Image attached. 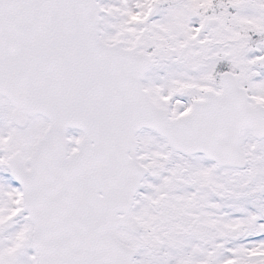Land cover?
<instances>
[{
  "label": "snow or ice",
  "instance_id": "obj_1",
  "mask_svg": "<svg viewBox=\"0 0 264 264\" xmlns=\"http://www.w3.org/2000/svg\"><path fill=\"white\" fill-rule=\"evenodd\" d=\"M0 264H264V0H0Z\"/></svg>",
  "mask_w": 264,
  "mask_h": 264
}]
</instances>
